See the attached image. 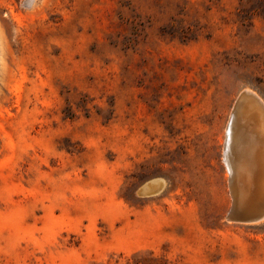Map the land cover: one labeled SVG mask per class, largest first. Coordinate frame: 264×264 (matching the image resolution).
Instances as JSON below:
<instances>
[{
	"label": "rangeland",
	"instance_id": "rangeland-1",
	"mask_svg": "<svg viewBox=\"0 0 264 264\" xmlns=\"http://www.w3.org/2000/svg\"><path fill=\"white\" fill-rule=\"evenodd\" d=\"M246 91L264 0H0V264H264Z\"/></svg>",
	"mask_w": 264,
	"mask_h": 264
},
{
	"label": "bare ground",
	"instance_id": "bare-ground-1",
	"mask_svg": "<svg viewBox=\"0 0 264 264\" xmlns=\"http://www.w3.org/2000/svg\"><path fill=\"white\" fill-rule=\"evenodd\" d=\"M257 97L258 96H256L252 92L249 91L243 92L237 98L233 110L231 111L227 121V126H226L227 136L225 138V142L223 146L222 159L228 170L229 183L232 184V186L238 182V179L241 176H243L242 177L243 180L249 182V176L251 175L250 162L252 161V159L256 158V157L254 158L256 153L260 154V152L261 153L262 151L264 152V106ZM244 103H246V105H243ZM258 155L257 157H259ZM253 169H256V173L258 172L256 166ZM259 172L261 173V171ZM255 175L253 176L255 177ZM257 178L255 180H257ZM261 186L264 187L262 184ZM150 187L152 186L149 184L148 188ZM148 188L146 187L143 190L147 191ZM261 190L259 192H261ZM259 194L257 196H259ZM261 206L262 208L260 215L263 216L264 218V203Z\"/></svg>",
	"mask_w": 264,
	"mask_h": 264
},
{
	"label": "water",
	"instance_id": "water-1",
	"mask_svg": "<svg viewBox=\"0 0 264 264\" xmlns=\"http://www.w3.org/2000/svg\"><path fill=\"white\" fill-rule=\"evenodd\" d=\"M225 134H226V136H227L226 129H225ZM261 219H263V216L258 215L257 217L253 218V221H259V220H261Z\"/></svg>",
	"mask_w": 264,
	"mask_h": 264
}]
</instances>
